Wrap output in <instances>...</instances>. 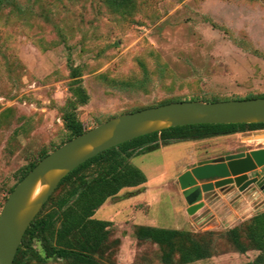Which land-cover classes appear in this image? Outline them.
Masks as SVG:
<instances>
[{
	"label": "rangeland",
	"instance_id": "374dc122",
	"mask_svg": "<svg viewBox=\"0 0 264 264\" xmlns=\"http://www.w3.org/2000/svg\"><path fill=\"white\" fill-rule=\"evenodd\" d=\"M11 1L0 4V212L20 170L69 137L63 108L75 99L71 66L80 68L90 94L77 107L89 129L176 99L264 95V0H133L124 12L106 0ZM263 146L264 129L173 141L132 158L149 177L145 189L135 196L134 187L122 189L94 215L128 222L114 225L113 238L122 243L109 248L107 264H163L158 245L136 238L138 223L189 229L211 240L215 254L190 264L254 259L258 251L237 252L225 234L242 221L216 229L184 219L179 176Z\"/></svg>",
	"mask_w": 264,
	"mask_h": 264
},
{
	"label": "trees",
	"instance_id": "16d2710c",
	"mask_svg": "<svg viewBox=\"0 0 264 264\" xmlns=\"http://www.w3.org/2000/svg\"><path fill=\"white\" fill-rule=\"evenodd\" d=\"M106 2L117 11L124 12L127 5H133L134 1L106 0ZM0 4L5 7L13 5V2L0 0ZM15 9L22 11L21 6H16ZM70 77L69 89L75 99L73 103L63 108V121L69 131V137L58 146L89 129L77 112L78 105H85L90 100V94L80 78V68L71 66ZM257 97L264 95L242 99ZM219 100L221 99L210 101ZM262 129L264 122L188 124L145 134L104 150L79 165L61 180L27 229L13 264H47L50 259L64 260L69 264H107L109 248L112 246L119 248L122 240L113 238L115 225L113 221L98 219L94 215L108 199L116 197L122 189L140 186L148 181L146 173L132 163V158L158 150L173 141L205 139ZM49 153L50 150H44L36 160L20 170L17 182L10 193ZM214 233L208 231L207 235L212 236ZM134 234L139 241L158 245L163 264H190L215 254L211 240L199 237L196 232L189 229L136 224ZM225 234L237 252L246 253L251 250L259 252L254 259L240 264H264V210L226 230ZM35 243H39L42 252L35 248Z\"/></svg>",
	"mask_w": 264,
	"mask_h": 264
},
{
	"label": "water",
	"instance_id": "95a60500",
	"mask_svg": "<svg viewBox=\"0 0 264 264\" xmlns=\"http://www.w3.org/2000/svg\"><path fill=\"white\" fill-rule=\"evenodd\" d=\"M260 122H264V97L181 100L116 115L71 138L46 155L9 194L0 212V264L14 263L27 229L61 180L104 150L174 126ZM179 182L191 214L204 205L199 202L203 195L230 185L264 195V147L214 158L184 171Z\"/></svg>",
	"mask_w": 264,
	"mask_h": 264
},
{
	"label": "crops",
	"instance_id": "0c3cea01",
	"mask_svg": "<svg viewBox=\"0 0 264 264\" xmlns=\"http://www.w3.org/2000/svg\"><path fill=\"white\" fill-rule=\"evenodd\" d=\"M252 139H258V137L249 138V140ZM252 149H257V148H250L246 151H250ZM254 175H255L254 173L250 174V176H254ZM143 185L134 187L133 191L135 192L131 191L133 192V196H135L139 192H142L145 189V186ZM182 191L185 192L184 190ZM212 194H214L215 197L210 198V195ZM116 197H119V194ZM183 199L185 206L182 208V211H180V214L190 225L193 226L197 224V225H203L204 227H212L216 229L234 226L236 223L248 220L252 216H254L257 212L264 210L263 194L252 193L249 190L240 192L238 188L233 185L228 186L224 190L215 189L210 194L203 195L200 198L199 202H203L204 205L201 208H199L194 214H191L189 212L191 206L187 202L185 194ZM106 202L104 204H106ZM204 212L206 214L202 215ZM111 221L115 222L116 225H122V223L124 224L128 223L115 219H112Z\"/></svg>",
	"mask_w": 264,
	"mask_h": 264
},
{
	"label": "flooded vegetation",
	"instance_id": "af4514ba",
	"mask_svg": "<svg viewBox=\"0 0 264 264\" xmlns=\"http://www.w3.org/2000/svg\"><path fill=\"white\" fill-rule=\"evenodd\" d=\"M208 162H210V161H208ZM208 162H206V163H208ZM204 164V163H203Z\"/></svg>",
	"mask_w": 264,
	"mask_h": 264
}]
</instances>
